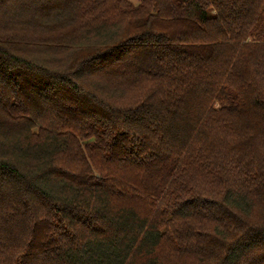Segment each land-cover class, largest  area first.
Masks as SVG:
<instances>
[{
	"label": "trees",
	"instance_id": "obj_1",
	"mask_svg": "<svg viewBox=\"0 0 264 264\" xmlns=\"http://www.w3.org/2000/svg\"><path fill=\"white\" fill-rule=\"evenodd\" d=\"M0 264H264V0H0Z\"/></svg>",
	"mask_w": 264,
	"mask_h": 264
},
{
	"label": "rangeland",
	"instance_id": "obj_2",
	"mask_svg": "<svg viewBox=\"0 0 264 264\" xmlns=\"http://www.w3.org/2000/svg\"><path fill=\"white\" fill-rule=\"evenodd\" d=\"M3 10H4V8H3ZM6 12V11H5Z\"/></svg>",
	"mask_w": 264,
	"mask_h": 264
}]
</instances>
